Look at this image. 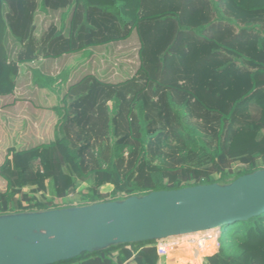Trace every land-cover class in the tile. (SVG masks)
I'll return each mask as SVG.
<instances>
[{"label": "trees", "instance_id": "obj_1", "mask_svg": "<svg viewBox=\"0 0 264 264\" xmlns=\"http://www.w3.org/2000/svg\"><path fill=\"white\" fill-rule=\"evenodd\" d=\"M5 117L0 214L264 168V0H0ZM150 243L56 264H165ZM216 243L171 244L166 263L264 264V213Z\"/></svg>", "mask_w": 264, "mask_h": 264}, {"label": "water", "instance_id": "obj_2", "mask_svg": "<svg viewBox=\"0 0 264 264\" xmlns=\"http://www.w3.org/2000/svg\"><path fill=\"white\" fill-rule=\"evenodd\" d=\"M264 213V168L238 178L107 202L0 214V264H56L206 233Z\"/></svg>", "mask_w": 264, "mask_h": 264}, {"label": "rangeland", "instance_id": "obj_3", "mask_svg": "<svg viewBox=\"0 0 264 264\" xmlns=\"http://www.w3.org/2000/svg\"><path fill=\"white\" fill-rule=\"evenodd\" d=\"M39 17H40V19H43V16H42V15H40ZM100 55L103 56V57H105V58H109L108 52L103 51V52L100 53ZM116 64H117V63L115 62V65H116ZM101 68H102V67H101ZM15 123H16V122H15ZM11 124H12V121H11L10 119H6V117H5L4 119H1V120H0V126L3 127L2 132H3V133H8V132H9L8 130L11 128L10 134H11V133H12V134H15V131H16V129L18 128L19 123H16L15 125H12V127H11ZM33 132H34L33 130H28V132L21 131V132H20V136H22L24 140H28V141H36V136H34V138H33V137H30L31 133H33ZM4 152H6V148H4V150H3V149H0V160L2 159V157H1V153L4 154ZM243 162H244V161H243ZM244 163H245V162H244ZM102 191H103V192H108V191H109V188H108V187H105V188L102 189ZM216 236H217V233H210V234H207V233H206V234L198 235V236H186V237H180V238H173V239H170V241H169V243H168V247H169V246H170V247H173V246H171V244H173V245H175V249H177V250H179L180 248H182V249H181V254L184 255V254H185V250H184V249H186V245L191 244V243H198V244H201V243L198 242L199 240H204V241L208 242V241L211 240V239L214 240V238H215ZM152 244H153V243H150L149 245L147 244V246H148V247H152ZM167 250H168V249H167ZM200 253H201V252H200ZM200 253L197 254V255L189 256L188 258L199 257V255H201ZM163 257H164V260H165V264H167V263H166V261L168 260V259H166V257H167V253H166V255H164ZM188 258H187V259H188ZM187 259H185V260H187ZM170 262H171V261H170ZM191 263H192V262L189 261L188 264H191ZM200 264H204V261L201 262Z\"/></svg>", "mask_w": 264, "mask_h": 264}, {"label": "built area", "instance_id": "obj_4", "mask_svg": "<svg viewBox=\"0 0 264 264\" xmlns=\"http://www.w3.org/2000/svg\"><path fill=\"white\" fill-rule=\"evenodd\" d=\"M169 241L170 240H161V241H154V242H152L153 243L152 244V247L155 248L157 255H159V256L166 255ZM198 242L201 243V244H203V245L206 243V241H204V240H199ZM205 262L206 261H204V264H205Z\"/></svg>", "mask_w": 264, "mask_h": 264}, {"label": "crops", "instance_id": "obj_5", "mask_svg": "<svg viewBox=\"0 0 264 264\" xmlns=\"http://www.w3.org/2000/svg\"><path fill=\"white\" fill-rule=\"evenodd\" d=\"M211 241H213V244L211 245V247H213V249H212L213 253L211 254V256H212V255H214L217 252L218 247H217V243H216V237L214 238V240L213 239L209 240V242H211ZM205 264H207V262H205Z\"/></svg>", "mask_w": 264, "mask_h": 264}, {"label": "bare ground", "instance_id": "obj_6", "mask_svg": "<svg viewBox=\"0 0 264 264\" xmlns=\"http://www.w3.org/2000/svg\"><path fill=\"white\" fill-rule=\"evenodd\" d=\"M169 250H171V249H169Z\"/></svg>", "mask_w": 264, "mask_h": 264}]
</instances>
